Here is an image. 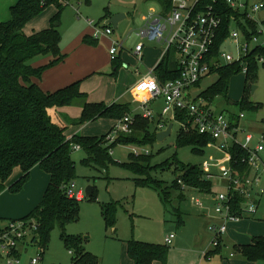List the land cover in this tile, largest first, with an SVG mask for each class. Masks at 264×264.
I'll return each mask as SVG.
<instances>
[{"label": "rangeland", "instance_id": "rangeland-1", "mask_svg": "<svg viewBox=\"0 0 264 264\" xmlns=\"http://www.w3.org/2000/svg\"><path fill=\"white\" fill-rule=\"evenodd\" d=\"M12 2L13 0H0V18L5 15L9 17V6ZM151 10L158 11L159 5L149 0H89L88 2L71 0L60 16L58 29L61 36V52L75 37H84L91 33L87 19L102 25L111 16H109L110 13L123 14L124 17L117 23L116 28H113L110 36H98L96 44L92 46L108 51L109 44L105 40L108 38L124 41L127 48H132L139 39L135 36V32L143 25V17L147 16ZM53 11L54 7L50 5L36 17L49 25V18ZM253 17L264 18V10L253 14ZM260 41H264V35ZM144 43V52L147 53L145 63L139 62L132 55L122 53V60L115 73H113L114 65L109 62L100 69L98 74L100 79H93L86 86L90 89L91 97L104 100L102 102H128L135 109H139L135 103L133 86L147 68H150L153 59H157L161 53L159 43L146 41ZM222 49L232 55L236 54L234 43L225 42ZM123 63H126V67ZM216 79V73L203 78L199 85L192 89L193 94H199ZM228 85L227 100L217 96L211 105L215 110L224 113L231 112L238 115L242 112L243 117L240 120L242 134H239V137L247 133L251 134L253 137L251 146L258 141L264 146V65L257 68L256 82L252 84L255 89L250 98L252 97V102L256 105L255 109L241 110L239 105L234 103L238 102L243 95L245 85L243 73L232 76ZM131 113L133 111L129 110L128 114ZM119 120L117 119L113 128ZM108 122V118H99L95 120L92 128L88 127L84 131L91 130L90 132L99 133L98 136H100L104 131L105 123L108 124ZM177 133L178 125L174 123L170 135L161 141L155 140L150 145L115 143L109 149L112 162L106 166L92 164L86 167L80 162L84 157L83 150H73L71 157L75 162V179L73 180L76 185L75 191L79 188L84 191L85 187L91 184L93 192L94 190L97 192V199L76 200L79 202L78 215L65 224V232L81 238L83 246L98 255L102 264H125L128 258L124 240L134 238L150 243H164V236L171 231L176 232L177 237L168 244L169 251L165 264H264V259L248 261L234 250V245L249 243L254 236H264V193L257 198L255 212L249 218H244L239 223H228L227 230L222 235V245L217 248L220 251H213L207 259L203 257L206 251L213 248L212 233L208 229L215 216L213 202L203 192L192 193L194 190L187 185L184 188L180 186V192L173 189L171 183L181 178L179 163H182L197 167L203 174L215 176L212 180V191L222 192L226 187L217 176L222 171L229 170L230 163L226 151L214 141L204 146L177 147L175 144ZM118 135L112 142H107L104 138V145L109 146L116 142ZM198 149L202 152H198ZM111 150H113L112 153ZM145 154L148 155L147 159L140 158ZM259 156L261 158L259 161L260 185H264V150L259 153ZM128 163L144 169V174L134 173L126 166ZM33 177L32 175L31 180ZM41 177L42 174H35L37 181H40ZM135 178L153 181L156 189L137 184ZM161 192L167 196V203L161 200L159 196ZM193 197H197L202 206H198L193 201ZM109 201L119 202L115 213V223L112 226L105 224L101 214V207ZM175 210L182 214L184 220L182 225L176 224ZM60 234L61 227L56 225L49 234L43 254L40 253L41 249L37 245L27 244L26 250L23 249L19 256L20 264H32L30 260L37 257L41 258L37 264H71L69 250L64 246ZM202 246L203 248H200ZM2 262L5 263V259H0V263Z\"/></svg>", "mask_w": 264, "mask_h": 264}, {"label": "trees", "instance_id": "trees-1", "mask_svg": "<svg viewBox=\"0 0 264 264\" xmlns=\"http://www.w3.org/2000/svg\"><path fill=\"white\" fill-rule=\"evenodd\" d=\"M71 0H16L9 7L10 19L0 22V193L6 189V181L13 169L19 167L21 175L7 188L11 193L19 192L30 176V170L39 166L48 174L49 180L43 192L40 202L24 217L26 223L34 224L31 229V239L27 244L37 245L41 254L46 248L49 234L56 225L61 227V238L64 246L71 250L72 264H100L99 258L94 253L85 250L82 239L65 232V224L76 218L79 211V202L65 195V186L75 179V162L71 157L74 145H79L84 157L81 164L90 167L95 164L106 166L112 162L109 149L115 143L128 145H150L156 140L155 125L140 115H135L127 134L120 133L117 141L109 146L104 145L105 135L83 136L74 134L66 137L65 131L70 125L95 121L99 118L122 119L128 114L127 104L104 102H87L86 94L80 91V81L57 89L54 92L43 91L31 79L40 78L42 72L58 63L64 58L60 49L61 12ZM87 2L89 0H86ZM156 2L163 11H167L171 0H149ZM211 3V0H201ZM256 1V0H247ZM52 5L54 12L49 18L48 27L26 34L23 30L27 22L38 16L46 7ZM221 23L217 29L211 55L217 58L225 38L229 34L230 17L234 15L236 25L242 31L246 39L250 40L257 34V23L245 16V13L235 12L225 0H217L215 4ZM83 41L94 45L96 39H90L85 35ZM52 56L53 59L46 65L34 67L30 64L36 57ZM257 56H264V47L253 48L242 62L223 64L218 68H211V73L217 74L214 83L199 93L208 102H212L217 96L227 98L229 79L240 73L242 65L246 64L247 72L244 75L245 85L243 95L238 102L241 110L255 109L256 105L250 101L251 86L256 82V71L260 65ZM172 53L167 52L155 68L160 81L175 79L178 70L172 60ZM115 73L119 66V57L112 60ZM196 84V86H198ZM79 105L81 113L77 118L58 111V108L71 105ZM232 124L238 123L237 115L230 114ZM212 139L209 136L196 132L186 133L178 130L175 144L177 147L185 145L204 146ZM200 148V147H198ZM198 152H202L198 149ZM233 161L232 168L239 174L247 173L249 167L245 162L247 153L234 147L230 150ZM130 156V155H129ZM148 155L140 158L147 159ZM180 177L187 186H193L203 192L211 190L212 182L202 179L203 173L195 166L179 163ZM134 173L144 174V169L136 167L132 163L126 164ZM146 174V172H145ZM150 179L149 175L146 174ZM178 177V176H177ZM137 184L156 189L153 181L135 178ZM151 180V179H150ZM173 189L181 192L176 179L171 183ZM159 196L163 202L168 198L162 192ZM180 195V199H181ZM97 192L94 190L89 200H96ZM241 197H236L235 203L241 202ZM119 205L118 201H109L101 207V214L107 226L115 223V213ZM237 207V206H236ZM177 225L183 223L182 214L175 210ZM8 221H13L9 219ZM234 250L240 253L248 261L264 259V236H255L248 244L234 245ZM169 246L165 243H150L134 238L126 241V253L132 260V264H152L159 261L165 264ZM213 251L218 252L219 249ZM213 251L208 254H212ZM12 254L19 258L20 250L16 249ZM1 257V253H0Z\"/></svg>", "mask_w": 264, "mask_h": 264}, {"label": "built area", "instance_id": "built-area-1", "mask_svg": "<svg viewBox=\"0 0 264 264\" xmlns=\"http://www.w3.org/2000/svg\"><path fill=\"white\" fill-rule=\"evenodd\" d=\"M217 0L211 3H204L201 0H171V5L167 11L159 7L158 11L151 10L147 16L143 17L144 23L135 36L139 39L134 43L131 50L125 46L124 41L112 39L108 48L111 60L121 54L122 51H131L133 55L141 60L144 49V41L157 42L161 46V54L153 68L149 69L137 83L133 86V93L139 102L141 117L148 119L155 125L156 132L166 128L169 122L178 125V130L186 133L196 132L209 136L214 142L226 151L229 163L236 164L232 159L230 150L238 147L247 153L245 162L249 167L247 173L239 174L230 164L229 170H224L217 176L223 181L226 189L215 193L211 190L203 192L198 188L189 186L194 192H203L208 195L213 202L214 212L217 222L208 226L212 233L211 251L221 246L222 235L227 230L229 222H236L243 217H249L255 212L257 198L264 193V185H260V165L259 153L264 150L261 143L251 146L253 137L251 134H242L240 120L243 113L240 112L238 123L232 124L230 115L213 108L210 102L199 94L194 95L192 89L196 84L211 73V68H218L223 64L242 62V59L255 47H264V41H260L264 35V18L257 19L253 14L264 10V0H225V3L235 12L245 13V16L257 23V34L250 40L246 39L242 31L236 25L234 15L230 17L229 34L225 42L234 43L236 54L220 51L217 58L211 55V48L214 43L217 29L221 23V17L215 9ZM92 28V37L110 36L113 28L109 24L98 25L92 20H86ZM167 52L172 53V60L178 70L175 79L160 81L155 68ZM259 64L264 63V56H257ZM247 72L246 64L242 65L241 73ZM161 100L159 110L156 111L153 103ZM135 114H126L119 120L117 125L105 135L107 142H112L118 133L127 134L131 131ZM173 128V126H172ZM79 145H74L73 149H79ZM147 153V151H146ZM215 176L203 174L202 179L212 182ZM176 182L182 187H186L181 178ZM75 183L70 181L64 188L68 198L84 199V191H75ZM241 197V202L236 205V197ZM193 201L202 206L197 197ZM237 206V207H236ZM34 224L26 223L24 220L14 219L8 221L4 227L0 228V259H5V263L18 264L19 258L12 252L19 248V245L31 239V229ZM174 233H169L164 238L166 245L172 242ZM209 251L204 256L209 258ZM69 253H72L69 250ZM40 257L32 258L31 263L37 264Z\"/></svg>", "mask_w": 264, "mask_h": 264}, {"label": "crops", "instance_id": "crops-1", "mask_svg": "<svg viewBox=\"0 0 264 264\" xmlns=\"http://www.w3.org/2000/svg\"><path fill=\"white\" fill-rule=\"evenodd\" d=\"M15 2H16V0H13L12 4ZM12 4H10V6ZM110 15H112V14L110 13L109 16ZM38 18H40V17H38ZM9 19H10V14H9V17L5 15L4 17L0 18V22L6 21ZM46 27H48V25L46 23H44L43 20L39 21L37 19V17H34L33 19H31L29 22L26 23L23 30L26 34H31L35 31L42 30ZM90 28H91V26H90ZM91 33H92V28H91ZM91 33L86 34V35L90 39H94L92 37ZM105 40L110 45V42L112 39L106 38ZM128 50H131V48H128ZM144 50H145V44H144V49L142 52L141 60H138L133 55V53L131 51H122L121 54H119V56H118L119 57V65H120V61L122 60V58H121L122 53H124V52L129 54V55L134 56L139 62L144 64L145 63V57H147L146 56L147 53H145ZM61 53L64 55V58L61 61H59L58 63H56V64H54L48 68H46L42 72L40 78H34L33 77L31 80L34 83H36L45 92H54L57 89H60L64 86L71 84L72 82L79 80L80 81V85H79L80 91L86 94L87 102L99 101L100 98L94 99V97H91L90 89H88L86 86H88V84L93 79H100V77L98 75L100 73V69H102L104 66L108 65L109 62L111 64H113L112 60H110L108 51H106L105 49H99L97 47H93L91 44L84 42L83 37L78 36V37H75L64 48V50ZM158 58L153 59L152 65L150 66V68H147L146 72L149 69L154 67V65L157 63ZM52 59H53V57L50 55L43 56V57H36L32 61H30V64L34 67H39L42 65H46ZM123 64H124V67H126V63H123ZM143 75H141V76H143ZM137 81L135 82V84L137 83ZM215 81H213L212 83H214ZM210 85H208V86H210ZM202 91L203 90H201L200 92H202ZM225 99L227 100V98H225ZM101 101H104V100H100V102ZM115 102L127 104L129 110L133 111V113H131V114L137 115V113L140 112L139 102L137 101V99L135 100V103L137 104V107L139 109H135L132 106V104L128 103V102H119V101H115ZM212 102H210V103H212ZM104 103L109 105V104H112L114 102L110 103L107 101ZM234 103H236V102H234ZM160 105H161V100H158L155 103H153V107L156 111L159 110ZM58 111L68 115L70 118H77V117H79V115L81 113V107L79 105L78 106H64V107L58 108ZM228 114L234 115V113H231V112H228ZM108 120H109V122H108V124L105 123L104 131L102 132V134H100V136L107 134L117 121V119H110V118H108ZM94 123H95V121H90V122H84L82 124L70 125L68 127V129L65 131L66 137L70 138L74 134H80L81 135V133L83 134V136H98L99 133L95 134L94 132H90L91 130L84 131L88 127L92 128L93 127L92 125ZM152 125H153V123H152ZM76 150H80V149H76ZM112 151L113 150H111V153H112ZM42 171H41L39 166H37V165L34 166L30 170L29 179L24 184L22 189L17 193H11L7 188L9 187L10 184H12L21 175V170L19 167H15L13 169L12 174L10 175L8 180L6 181V189L0 193V228L4 227L7 224V220H9V219L14 220V219H19L21 217H24L40 202L42 195H43V192L45 190V187H46L48 180H49L48 174L45 173L44 171H43L44 173H42ZM39 173L42 174V177H41L40 181H37L35 179V174H39ZM32 175L34 177L31 180ZM79 189H81V188H79ZM203 215L206 216V214H203ZM249 217H243L242 219L249 218ZM242 219H240L239 221L230 222V223H239L242 221ZM214 220L215 221L218 220L216 215L214 216ZM214 220L212 221V223L215 222ZM183 223H184V220H183ZM183 223H181L179 225H182ZM212 223H210V224H212ZM172 232L174 233V238H176L177 237L176 232L171 231L170 233H172ZM168 234H166L164 236V238ZM164 238H163V240H164ZM173 239H172V241H173ZM124 241L126 243L127 240H124ZM251 242H249V243H251ZM243 244H248V243H243ZM237 245H239V244H237ZM26 246H27V243H23V244L19 245L18 249L20 250V255H21V252L23 249L26 250V248H25ZM200 248H203V246ZM220 249H221V247H220ZM85 250H87V249L85 248ZM87 251H89V250H87ZM125 251H126V245H125ZM89 252H91V251H89ZM91 253H93V252H91ZM230 256H232V253H230ZM203 257L207 259V257H205V256H203ZM98 258H99L100 264H102V261H101L99 256H98ZM127 258L128 259H126L125 264H132V260L128 257V255H127ZM70 261H71V256H70ZM156 262H159V261H153L152 264H155ZM30 263H31V260H30ZM18 264H20V262ZM71 264H72V262H71Z\"/></svg>", "mask_w": 264, "mask_h": 264}, {"label": "water", "instance_id": "water-1", "mask_svg": "<svg viewBox=\"0 0 264 264\" xmlns=\"http://www.w3.org/2000/svg\"><path fill=\"white\" fill-rule=\"evenodd\" d=\"M124 17L123 14H115V15H111L108 19H106L105 21V24H109V25H112V28H116L117 26V23L120 21V19ZM254 89H255V86H251V91H250V94H253L254 92ZM250 101H252V97L250 98ZM172 126H173V123L172 122H169L166 126L165 129L163 130H160V131H157L156 132V140H163L165 137H167L168 135L171 134L172 132ZM93 193V187L91 184H88L85 189H84V196L87 200H89V198L91 197Z\"/></svg>", "mask_w": 264, "mask_h": 264}]
</instances>
